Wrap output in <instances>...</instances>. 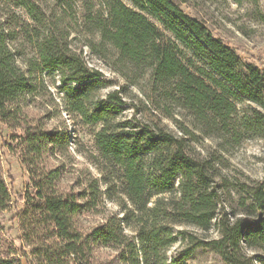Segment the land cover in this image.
Here are the masks:
<instances>
[{
  "label": "trees",
  "instance_id": "obj_1",
  "mask_svg": "<svg viewBox=\"0 0 264 264\" xmlns=\"http://www.w3.org/2000/svg\"><path fill=\"white\" fill-rule=\"evenodd\" d=\"M130 1L81 0L79 7L75 0H55L46 9L36 0H0V122L17 131L13 140L30 180L19 195L20 242L38 264H186L198 249L216 252L226 264H264V165L262 179L241 195L249 209L236 216L224 205L220 159L196 154L192 145L208 138L228 152L264 136V67L246 62L176 0ZM23 44L32 48L27 59ZM85 47L126 87L142 91L156 119L118 117L122 91L98 96L102 74L88 64ZM181 47L193 54L187 63ZM55 71L67 113L98 127L97 174L77 185L64 186L66 167L53 163L68 156L70 129L48 128L44 120L51 115L29 110L37 88L46 89L43 73ZM244 99L261 109L241 113ZM14 196L0 158V209L18 202ZM108 200L121 212L83 223V215L104 214ZM214 226L218 236L211 235ZM248 250L260 252L253 259ZM0 264L19 263L0 253Z\"/></svg>",
  "mask_w": 264,
  "mask_h": 264
},
{
  "label": "rangeland",
  "instance_id": "obj_2",
  "mask_svg": "<svg viewBox=\"0 0 264 264\" xmlns=\"http://www.w3.org/2000/svg\"><path fill=\"white\" fill-rule=\"evenodd\" d=\"M4 2L8 0H2ZM43 7L49 9L55 0H36ZM80 7L81 0H75ZM131 5L130 0H124ZM181 7L189 14L204 21L217 37H221L227 44L234 47L237 53L248 63H254L264 67V0H176ZM18 13L27 18L28 15L23 9H17ZM79 11L81 12L80 8ZM73 29V28H71ZM72 36L76 35L72 30ZM24 54L23 59L32 55V48L28 44L20 46ZM181 57L187 63L193 57L192 52L181 47ZM84 57L90 66L101 72V84L98 96L106 98L107 95L117 89H121L123 103L120 104L119 118L123 119H153V112L148 111L146 99L142 91L135 86H127L121 75L110 68L106 62L93 54L85 47ZM197 65H200L195 59ZM23 68H26L25 61H20ZM46 89L38 87L34 98L31 101L30 111L34 115H51L45 118L44 122L48 128L68 127L71 131L72 144L70 152L66 157H58L53 163H64L66 173L63 185H77L78 181H84L89 174H97V169L93 164L92 155L97 154L94 131L97 126L84 124L80 117H71L60 96L59 73H43L41 76ZM35 79V83H38ZM123 86L125 89L123 90ZM241 113H251L253 108L261 109L256 103L244 99L239 104ZM179 111V110H178ZM176 111V117L189 122V117L184 111ZM163 124L169 129L180 132L171 119L159 116ZM156 119V118H154ZM14 129L0 122V158L2 165V175L5 182L11 189L14 197L19 198L20 193H24L29 186V174L22 163L21 154L16 150L17 142L13 140ZM196 154L206 155L213 153L214 157L220 159L221 178L223 185V199L226 209L236 216H241L247 211L248 206L241 204V195L246 189V185L254 180H261L263 177L264 165V136H255L246 140L241 146L231 149L228 152L219 150L216 142L205 138L200 143H193ZM78 187V186H77ZM32 191V190H31ZM16 203L18 206L16 207ZM10 203L8 209H0V253L10 254L16 257L19 264H38L31 253V247L19 239L23 237L20 225V217L17 208L22 209L24 202L21 198L18 202ZM113 212H121L120 205L112 200L106 202L104 214L99 216L83 215L82 221L86 225H91L98 220H103L104 215ZM189 230L194 228L189 227ZM212 236H218L217 228L214 226L211 231ZM176 244L169 254H174ZM258 250H248L247 254L253 256L259 254ZM113 253L110 250L102 251L105 256ZM71 264V263H70ZM186 264H226L222 257L216 252L206 249L196 250ZM254 264H260L257 260Z\"/></svg>",
  "mask_w": 264,
  "mask_h": 264
}]
</instances>
